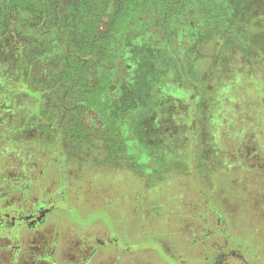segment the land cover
Listing matches in <instances>:
<instances>
[{
	"label": "rangeland",
	"instance_id": "1",
	"mask_svg": "<svg viewBox=\"0 0 264 264\" xmlns=\"http://www.w3.org/2000/svg\"><path fill=\"white\" fill-rule=\"evenodd\" d=\"M7 1L0 0V9ZM216 1L231 7L240 27L264 32V0ZM115 2L100 26L105 37L114 27ZM218 3L178 0L166 27L160 11L145 5L140 7L142 27L131 23L132 33L169 57L162 81L148 84L146 101L152 108L175 106L174 126L160 121L154 135L173 154H156L155 146L133 135L131 113L116 120L123 141L119 156L110 155L100 136L93 135L88 143L56 139V123L90 135L85 126L91 120L49 107L51 92L37 95L54 83V73L43 70L46 60L29 77L16 71L25 86L15 83L11 88L0 78V203L28 209L42 198L56 200L44 222L50 225L42 232L58 250L55 257L61 254L57 259L66 261L62 264H205V254L214 249V256L222 248L241 251L249 264H264V56L253 54L252 68L243 69L241 54L217 47L220 39L214 33H225L227 16ZM193 44L196 56L188 53ZM112 48L113 72L119 76L128 52L117 44ZM237 59L242 70L235 68ZM147 60L150 65L161 57ZM13 69L19 70L17 63ZM100 72L89 66L83 92H92ZM190 108L196 113L193 119ZM171 127L174 136H168ZM30 231L18 223L4 234L6 241L0 236V264H31L35 232ZM109 237L118 239L116 247L107 243L89 261L86 254L70 255L71 248L85 250L96 239ZM25 248L30 250L21 253ZM211 261L215 264L216 258Z\"/></svg>",
	"mask_w": 264,
	"mask_h": 264
},
{
	"label": "trees",
	"instance_id": "2",
	"mask_svg": "<svg viewBox=\"0 0 264 264\" xmlns=\"http://www.w3.org/2000/svg\"><path fill=\"white\" fill-rule=\"evenodd\" d=\"M111 1L115 0H8L0 9V78L6 79L11 88L15 83L25 86L23 78L15 76L16 71L29 77L33 67L46 60L47 65L43 70L47 74L48 71L54 73V83L51 87L44 85L36 92L37 95L43 96L51 92L54 100L49 107H63L67 113L74 112V118L91 120L90 126H85L86 129L90 127V135L81 131V128L69 127L65 130L60 123H52L49 127L54 125L53 136L61 137L59 140L69 143L77 140L88 143L93 135L100 136L105 146L111 150L117 146L115 155L119 156L123 152V141L116 120L124 115L133 114V135L139 137L144 144L146 141L156 144L154 135L160 121L164 120L174 126L172 120H177L174 116L175 106L170 109L152 108L146 101L148 84L162 81L167 72L164 67L169 64V57L164 49L149 47L145 44L144 37L132 33L131 23L140 29V7L150 5L161 12L158 15H162V26L166 27L174 11L173 5L178 0H116L114 27L110 36L105 37L100 31V26L109 16ZM218 5L227 16L223 25L225 33H214L220 39L217 47L220 46V50L225 49L228 53L241 54L239 58L243 69L246 65L252 68V55L264 56V36L261 35H264V32L240 27L237 20H234L236 15H233L235 13L231 7L226 6L224 1ZM164 35L166 40H170L167 31ZM227 35L242 37L247 42H234ZM201 37L197 41L201 40ZM116 44L128 52V59H124L125 62L120 64L123 70L119 76H114L113 72L116 62L112 46ZM194 44L188 53L194 51ZM166 46V51L172 57V51L167 44ZM151 56L158 60L159 57L164 59V65H159L161 60L152 61L149 65L146 61ZM233 61L236 63L235 68L242 70L238 67L239 59ZM15 62L19 70L13 69ZM26 64H29V67ZM91 65L97 66L101 72L97 84L88 94L81 90V83L84 84L90 77ZM200 79L198 83L203 85L204 81ZM197 88L201 92V86L198 85ZM50 89L51 91H48ZM8 90L11 91L10 88ZM199 102L196 101V104ZM190 109L189 118L193 119L195 110ZM202 112L203 109L197 112L200 113V120L204 117ZM190 128L194 132L192 126ZM172 129H167L170 131L168 136L175 135Z\"/></svg>",
	"mask_w": 264,
	"mask_h": 264
},
{
	"label": "flooded vegetation",
	"instance_id": "3",
	"mask_svg": "<svg viewBox=\"0 0 264 264\" xmlns=\"http://www.w3.org/2000/svg\"><path fill=\"white\" fill-rule=\"evenodd\" d=\"M52 128V126H51ZM46 131V130H45ZM56 139H60L61 137H57L55 136ZM77 138H79L77 136ZM79 140H77L76 142H78ZM74 142V143H76ZM149 141H146V143ZM164 141L163 140H155L154 143L156 144H152V142H149L150 144H152L153 149H156V154H166L170 153L173 154V152H175L173 150V152L171 151H166L167 148H165L164 146H162V143ZM144 144V143H143ZM160 144V145H159ZM162 148H161V147ZM116 147H113L112 150L116 149ZM111 150L110 155L112 157L115 156V152L113 153V151ZM162 150L164 151L163 153ZM121 154V153H120ZM73 155L75 156V154L73 153ZM114 155V156H113ZM79 157V154L78 156ZM56 200H54L53 198H42L41 200H39L36 204H34L32 207L30 208H26L23 206H18V205H3L2 203H0V236H1V240L2 241H6L5 240V233H7V230H10L12 228H14L16 226V224H22L24 226H26L29 230H31V234L33 232H35V236L31 237V244L29 245L28 249L30 250V257H31V264H62L63 262L66 261H60L57 258H59V256H61V254L58 257H55L56 253L58 250H55L54 248H52V246H50L51 241L49 240V238L51 237H47L42 231L44 228H46L48 225H50V222L48 225H44V222L46 220V217L55 210L56 208ZM1 206H4L6 209L5 211H3V208ZM3 234V235H1ZM96 239V238H95ZM9 242V241H7ZM96 244L90 247H87L85 250H77L76 247L75 248H71V252L70 255H78V256H82L84 254L88 255L87 261H89L93 255L96 253V251L105 246L107 243L113 245L116 247V245L118 244V239L116 237H109L106 239H96ZM16 248H19V246H16ZM27 248H25L21 253H25L26 251H28ZM46 251V253H44L42 255V251ZM72 250H75V252H72ZM214 249H212L211 254L207 257V255L205 254L204 256V261L205 264H213V262L211 261V259L216 258L215 264H235V263H241V264H249L248 262H246L244 260V257L241 253V251L237 250V249H232L229 251H225L224 248H222L221 250L217 251L214 256L213 253ZM21 253H17L16 257L21 255ZM58 254V253H57ZM14 256V253L13 255ZM15 257V258H16ZM14 258V257H13ZM215 260V259H214ZM74 263V261L72 262ZM80 264H83V262H78Z\"/></svg>",
	"mask_w": 264,
	"mask_h": 264
}]
</instances>
